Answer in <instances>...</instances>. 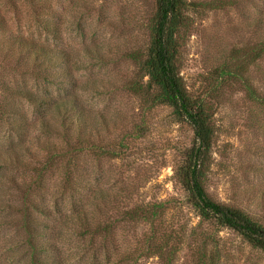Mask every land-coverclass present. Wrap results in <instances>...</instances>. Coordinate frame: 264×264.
Returning <instances> with one entry per match:
<instances>
[{
	"label": "rangeland",
	"instance_id": "obj_1",
	"mask_svg": "<svg viewBox=\"0 0 264 264\" xmlns=\"http://www.w3.org/2000/svg\"><path fill=\"white\" fill-rule=\"evenodd\" d=\"M188 1L179 70L213 108L206 189L264 224V0ZM156 9V0H0V264H31L33 253L67 264H198L204 241L218 245L219 264H264V250L203 221L189 204L178 170L193 129L133 88L147 82L135 56L148 52ZM20 36L67 52L68 62L52 70L54 84L34 75L17 44L8 50ZM226 65L241 68L220 77ZM45 86L78 94L95 146L81 144L75 130L71 137L44 132L39 107L15 94H42ZM37 138L57 148L46 151ZM14 152L22 166L6 163ZM88 185L108 195L97 200ZM72 195L89 209L93 240L69 230ZM160 203L153 225L130 215ZM168 236L178 251L163 260L153 249Z\"/></svg>",
	"mask_w": 264,
	"mask_h": 264
},
{
	"label": "trees",
	"instance_id": "obj_2",
	"mask_svg": "<svg viewBox=\"0 0 264 264\" xmlns=\"http://www.w3.org/2000/svg\"><path fill=\"white\" fill-rule=\"evenodd\" d=\"M190 5L193 3L188 0H156L157 9L151 21V42L148 52L143 56H135L144 76L148 77L147 82L146 84L136 83L133 88L136 92L143 93L152 105L170 106L176 118L181 122L188 123L193 129L192 144L183 153V162L178 171L180 181L187 193V201L197 211L200 218L214 226L230 228L238 232L253 247L264 250V224L241 208L217 201L206 189L205 182L215 135L213 108L205 96L194 95L188 90L179 70L182 40L185 30L189 26L186 13ZM9 42L8 50L12 49V44H17L21 55L27 61L33 60L34 75L40 77L47 84H54L56 81L53 76L55 73L52 70L58 69L64 62H68L66 51L56 50L44 44L40 45L33 39L29 41V39L20 36L12 38V41ZM249 59L254 61L256 56L252 57L249 54ZM239 68L241 66L237 67L235 72L232 67L226 65L221 68V72L219 71V76L237 75ZM245 83L247 86L250 85L247 80ZM249 90L253 95L255 94L251 85ZM15 94L39 107L43 125L46 124L45 129L42 128L44 132L71 137L69 134L75 130L80 136L81 144L95 146L92 141L94 128L78 94L66 95L60 89L53 93L51 87L48 86H45L42 94L29 88L15 90ZM44 106L49 108L48 112H45ZM48 114L53 119L52 122L48 118ZM55 119H58L59 122H55ZM19 131L25 135L24 130ZM38 141L41 142L40 138H37L36 145L44 147L47 149L46 151L56 147L51 140L41 142L43 145ZM24 148L27 149V152L29 151L27 145H24ZM10 156L7 158V164L19 166L23 163L17 152H14L13 159ZM87 189L97 200L108 195L103 190L95 189L92 185H88ZM69 204L71 214H68L67 217L70 218L69 230L73 228L72 236L82 241H85L89 236L93 240L96 237V232L93 230L92 216L88 207L74 195H72ZM161 208V203L154 204L147 209L138 207L132 210L130 215L133 217L142 215L153 225L159 219L158 211ZM172 239V236H168L163 242H156L153 249L154 254L163 260H171L178 251L177 247L171 244ZM30 242L34 251L42 245L33 235H30ZM92 243L93 241L88 245L90 246ZM50 247L49 249H53L57 246ZM49 249L44 248V250ZM41 256L33 253L31 264H67L65 259L59 261L54 258L49 259L44 254ZM110 258L111 256L108 254L107 259ZM196 258L198 264H219L222 253L217 244L210 248L208 242L204 241V244L196 250Z\"/></svg>",
	"mask_w": 264,
	"mask_h": 264
}]
</instances>
